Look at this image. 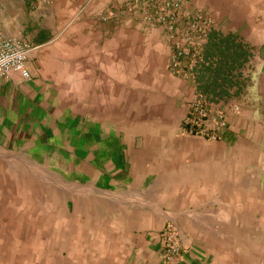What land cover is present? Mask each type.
I'll return each instance as SVG.
<instances>
[{
  "label": "crops",
  "instance_id": "0c3cea01",
  "mask_svg": "<svg viewBox=\"0 0 264 264\" xmlns=\"http://www.w3.org/2000/svg\"><path fill=\"white\" fill-rule=\"evenodd\" d=\"M189 4L214 56L183 79L129 0H0L3 34L34 47L30 77L0 84V264H165L169 222L176 264H264V0ZM227 40L245 59L214 72ZM224 77L210 96L239 109L220 138L184 131L198 86Z\"/></svg>",
  "mask_w": 264,
  "mask_h": 264
},
{
  "label": "built area",
  "instance_id": "2783aa9c",
  "mask_svg": "<svg viewBox=\"0 0 264 264\" xmlns=\"http://www.w3.org/2000/svg\"><path fill=\"white\" fill-rule=\"evenodd\" d=\"M38 1L49 5L53 3V0ZM129 6L139 13L143 21L162 29L171 47L168 64L171 73L183 79H192L214 29V21L200 11L190 9L189 0H129ZM112 15V12L104 14L102 20ZM33 48L25 41L4 35L0 28V84L13 74L22 79L30 77L26 59ZM258 60L256 54L248 59L247 73L254 70ZM228 108L235 111L239 106L226 105L223 100H211L196 91L187 103L182 129L209 140H218L227 125ZM162 242L164 263L176 264L181 259L183 247L174 224H165Z\"/></svg>",
  "mask_w": 264,
  "mask_h": 264
},
{
  "label": "trees",
  "instance_id": "16d2710c",
  "mask_svg": "<svg viewBox=\"0 0 264 264\" xmlns=\"http://www.w3.org/2000/svg\"><path fill=\"white\" fill-rule=\"evenodd\" d=\"M206 44H205V46L203 48V52H202V55H201V60H200L199 64L196 67V70H195V73L197 75L205 67H207L208 65L212 64V59H211L212 57H210V56H214V53L210 52L209 53V57H207V53L205 52ZM230 44H232V42H229L228 40L218 43L219 46H218L217 55L219 56V52H220L223 55V58H221V56H220V58H218L219 60H218V62L216 64V68H215L214 72H220L223 69V66L227 67V66L233 65L234 67L236 66L238 68L241 66L242 61L245 59L244 58L245 50L242 49V48H239L238 46L237 47L236 46L233 47ZM222 60L225 61V62L229 61L230 65H228V64L223 65L224 63L221 62ZM235 76H236V81L235 82L237 84L236 86H237V88L239 90V89H241V85H240L242 83L241 81H244L245 80L244 78H247V77H241L240 74H236ZM198 79H199V82H200L201 79L200 78H198ZM226 81H228V78L224 77V78H222V81H221L220 85L219 84L217 85L216 82H212L211 85L209 83L205 84L203 86L199 85L197 91L204 93L211 100H219L220 98H214V97L210 96L211 95L210 93H212V95L215 94L217 97L228 96L229 92H228L227 88L221 85L222 83H225ZM231 86H233V85H231Z\"/></svg>",
  "mask_w": 264,
  "mask_h": 264
},
{
  "label": "rangeland",
  "instance_id": "374dc122",
  "mask_svg": "<svg viewBox=\"0 0 264 264\" xmlns=\"http://www.w3.org/2000/svg\"><path fill=\"white\" fill-rule=\"evenodd\" d=\"M105 14H106V13H105ZM103 15H104V14H103ZM103 15H102V16H103ZM25 240H26V239H25Z\"/></svg>",
  "mask_w": 264,
  "mask_h": 264
}]
</instances>
